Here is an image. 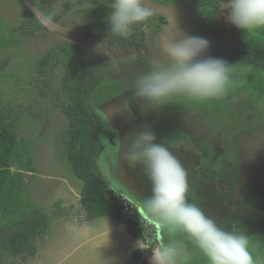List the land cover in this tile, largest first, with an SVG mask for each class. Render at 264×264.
Returning a JSON list of instances; mask_svg holds the SVG:
<instances>
[{"label": "rangeland", "instance_id": "rangeland-1", "mask_svg": "<svg viewBox=\"0 0 264 264\" xmlns=\"http://www.w3.org/2000/svg\"><path fill=\"white\" fill-rule=\"evenodd\" d=\"M110 3L0 0L1 30L10 40L0 50V117L28 150L8 187L31 206L22 217L0 207L1 264H126L139 241L149 248L185 245L186 263L207 264L184 234L169 233L145 210L150 182L123 155L141 125H149L185 169L188 201L220 227L248 235L254 264H264V48L230 25L225 13L202 19L190 1L145 0L156 14L127 36H115L107 24ZM174 10L182 31L210 41L205 57L231 66V87L207 101L177 96L158 108L139 102L142 113L131 119L121 94L138 76L166 64L163 36L182 35L174 31ZM69 63L79 71L78 87L95 123L96 164L123 203L118 219L87 218L82 183L70 170ZM177 132L184 137L173 141ZM142 252L150 264L151 253Z\"/></svg>", "mask_w": 264, "mask_h": 264}, {"label": "clouds", "instance_id": "clouds-1", "mask_svg": "<svg viewBox=\"0 0 264 264\" xmlns=\"http://www.w3.org/2000/svg\"><path fill=\"white\" fill-rule=\"evenodd\" d=\"M109 7L107 24L110 32L119 37L127 36L133 25L144 24L156 14L152 7L146 6L145 0H111ZM221 13H225L230 25L244 33L264 28V0H221L217 15ZM173 16L174 31L182 35L163 36L160 55L167 62L136 78L133 97L158 108L177 96L198 101L225 96L232 83L231 66L221 58L205 57L210 41L182 31L175 10ZM123 155L131 166H141L147 176L151 192L145 198V210L164 229L184 234L207 264H254L248 235L220 227L188 201L185 169L157 141V134L149 125H141L132 134ZM138 248L151 253L150 264H186L187 261L183 245L174 242L149 248L139 241Z\"/></svg>", "mask_w": 264, "mask_h": 264}, {"label": "trees", "instance_id": "trees-1", "mask_svg": "<svg viewBox=\"0 0 264 264\" xmlns=\"http://www.w3.org/2000/svg\"><path fill=\"white\" fill-rule=\"evenodd\" d=\"M163 5H173L181 1L194 2L198 7V14L202 19L214 17L221 4V0H150ZM166 23L164 18H160ZM244 33V32H243ZM264 33V31H263ZM244 36L257 40L258 45L264 48V34L255 35L245 32ZM10 40L1 30L0 18V50L9 46ZM49 57L45 56L39 61L38 67L44 70ZM68 79L64 81L68 88L71 103L66 109L70 125V139L67 144L70 170L77 181L82 183L81 204L90 220L113 218L118 219L123 210V203L113 195L107 186L102 173L96 164L99 143L95 132V123L92 112L88 108L79 89V71L72 63L67 66ZM182 133H173L171 138L175 141L183 138ZM26 145L21 142L12 128L0 117V207L8 213L22 217L28 213L31 206L28 197H23L8 187L14 176L12 168L19 164L23 154L27 153ZM204 164L205 161L201 160ZM126 193V192H125ZM128 197L134 198L128 193ZM195 262V261H193ZM189 263V261L187 262ZM186 263V264H187ZM1 264V260H0ZM126 264H147L141 250H135ZM191 264V263H189Z\"/></svg>", "mask_w": 264, "mask_h": 264}, {"label": "flooded vegetation", "instance_id": "flooded-vegetation-1", "mask_svg": "<svg viewBox=\"0 0 264 264\" xmlns=\"http://www.w3.org/2000/svg\"><path fill=\"white\" fill-rule=\"evenodd\" d=\"M127 87H129L125 92H123L121 95L122 96H127V99L125 100V103H124V105L122 106L123 107V112L125 113V114H127V116H129L131 119H133L134 118V116H135V114H136V112H139L140 113V115H141V113H142V111L140 112V110H141V108H140V106L141 105H139V101H137L134 97H133V94H132V86H127ZM132 102H134V103H136V105L133 103V105H135V106H137V109H136V111H134L133 109H132ZM140 109V110H139ZM138 110V111H137ZM117 116V115H116ZM178 133V132H177ZM184 247V249H185V245L183 246ZM186 250V249H185ZM187 254H189V253H187ZM145 257V256H144ZM255 264H257V263H255Z\"/></svg>", "mask_w": 264, "mask_h": 264}]
</instances>
